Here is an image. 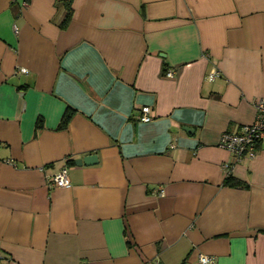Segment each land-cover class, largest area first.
<instances>
[{
    "label": "crops",
    "instance_id": "obj_1",
    "mask_svg": "<svg viewBox=\"0 0 264 264\" xmlns=\"http://www.w3.org/2000/svg\"><path fill=\"white\" fill-rule=\"evenodd\" d=\"M70 3L0 0V264H264V0Z\"/></svg>",
    "mask_w": 264,
    "mask_h": 264
},
{
    "label": "built area",
    "instance_id": "obj_2",
    "mask_svg": "<svg viewBox=\"0 0 264 264\" xmlns=\"http://www.w3.org/2000/svg\"><path fill=\"white\" fill-rule=\"evenodd\" d=\"M28 70L29 69L25 66L19 68L21 72H28ZM166 75L172 76L173 70L168 69ZM220 75V70L215 67L209 72V77L211 79ZM254 104L256 107V116L252 122L245 123L236 130L226 129L220 137L219 144L233 153V160H240L245 156L254 157L257 153L258 144L264 141V98H255ZM140 118L142 120H150L152 118L149 105L143 106ZM231 165L232 162L230 161L224 163V166L228 169H230ZM51 184L59 186H69L71 184L68 165L63 166L52 175ZM200 260L213 263L214 256L201 253Z\"/></svg>",
    "mask_w": 264,
    "mask_h": 264
},
{
    "label": "trees",
    "instance_id": "obj_3",
    "mask_svg": "<svg viewBox=\"0 0 264 264\" xmlns=\"http://www.w3.org/2000/svg\"><path fill=\"white\" fill-rule=\"evenodd\" d=\"M62 1L64 2V4L66 3L67 12L64 15L60 25H61V27H65L66 25H68L69 21L71 20L73 8L71 6L70 0H62ZM72 113H73V111L70 108H67V110L64 114V117H63V122H62L63 125H65L68 122ZM224 182L225 183H231V184L240 183L239 180H234L232 175H228L227 177H225Z\"/></svg>",
    "mask_w": 264,
    "mask_h": 264
},
{
    "label": "water",
    "instance_id": "obj_4",
    "mask_svg": "<svg viewBox=\"0 0 264 264\" xmlns=\"http://www.w3.org/2000/svg\"><path fill=\"white\" fill-rule=\"evenodd\" d=\"M184 128L186 130H193V128L189 125H184ZM98 159V155L97 153H90V154H86L85 156L81 157V158H77L76 159V162L78 164H82V163H86V164H89V163H94L96 162Z\"/></svg>",
    "mask_w": 264,
    "mask_h": 264
}]
</instances>
